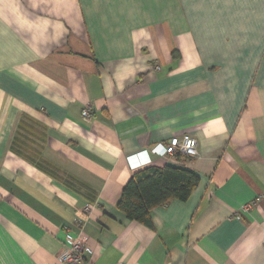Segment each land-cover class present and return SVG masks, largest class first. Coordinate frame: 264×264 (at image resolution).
<instances>
[{
	"label": "crops",
	"instance_id": "crops-1",
	"mask_svg": "<svg viewBox=\"0 0 264 264\" xmlns=\"http://www.w3.org/2000/svg\"><path fill=\"white\" fill-rule=\"evenodd\" d=\"M183 135L199 184L127 221ZM79 232L66 264H264V0H0V264H61Z\"/></svg>",
	"mask_w": 264,
	"mask_h": 264
},
{
	"label": "trees",
	"instance_id": "trees-1",
	"mask_svg": "<svg viewBox=\"0 0 264 264\" xmlns=\"http://www.w3.org/2000/svg\"><path fill=\"white\" fill-rule=\"evenodd\" d=\"M198 184L199 177L182 167H148L129 178L115 208L127 221L152 228L150 211L153 208L172 200L186 202Z\"/></svg>",
	"mask_w": 264,
	"mask_h": 264
},
{
	"label": "built area",
	"instance_id": "built-area-1",
	"mask_svg": "<svg viewBox=\"0 0 264 264\" xmlns=\"http://www.w3.org/2000/svg\"><path fill=\"white\" fill-rule=\"evenodd\" d=\"M81 116L85 119L90 118V113L88 109L82 111ZM196 141L189 135H183L181 138L173 137L168 141L166 146H155L150 150V153L159 157H170L178 166L184 165L183 160L186 158H193L196 156ZM146 154V152H144ZM180 157V159H177ZM243 211L248 209V206L241 208ZM89 208H85V212ZM236 219H239L236 216ZM86 237L79 232L76 237L67 241V251L61 253L59 261L61 264L66 263H80L82 261L81 254L87 249Z\"/></svg>",
	"mask_w": 264,
	"mask_h": 264
}]
</instances>
